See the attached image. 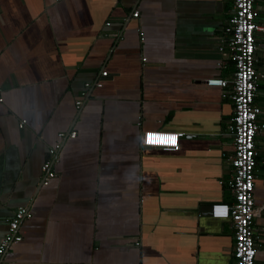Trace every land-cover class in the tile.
<instances>
[{
  "label": "crops",
  "instance_id": "obj_1",
  "mask_svg": "<svg viewBox=\"0 0 264 264\" xmlns=\"http://www.w3.org/2000/svg\"><path fill=\"white\" fill-rule=\"evenodd\" d=\"M254 7L264 73V0ZM232 11V0H0V238L14 209L30 213L0 264H233L232 230L205 208L232 201ZM253 99L264 108V79ZM144 130L180 132L178 148L141 146ZM255 148L264 264V137Z\"/></svg>",
  "mask_w": 264,
  "mask_h": 264
},
{
  "label": "built area",
  "instance_id": "obj_2",
  "mask_svg": "<svg viewBox=\"0 0 264 264\" xmlns=\"http://www.w3.org/2000/svg\"><path fill=\"white\" fill-rule=\"evenodd\" d=\"M255 0H232V14L223 27V33L229 48L226 60L232 65L231 92L232 114L226 126L227 133L232 138V153L227 157L231 166L230 177L225 184L232 196L231 202L217 201L209 204L208 215L215 220L227 221L232 230L233 244L231 256L233 264H255V255L259 247V236L253 227L254 203L253 188L256 163L255 137H264V108L254 103V94L258 82L264 79V73L255 67V32L263 29L259 12L254 7ZM137 12H133L136 16ZM221 50V48H219ZM223 59V58H222ZM222 64V60L219 61ZM105 70L99 75L105 76ZM227 80L223 77H211L205 81L208 86L225 88ZM84 88L90 86L85 82ZM93 86H101L94 80ZM85 91L80 95L84 96ZM81 99L75 100V107L81 104ZM1 101V97H0ZM24 120L18 123L22 127ZM70 137L74 131L68 132ZM62 132L57 133L61 138ZM180 132L166 130H144L140 134L139 144L143 147L174 151L178 148ZM151 139V142H149ZM59 143L48 147V157L42 162L40 170L42 183L46 184L55 175L53 165L58 161ZM29 210L18 206L7 220V229L0 238V261L6 247L21 239L17 233L20 222L29 216Z\"/></svg>",
  "mask_w": 264,
  "mask_h": 264
},
{
  "label": "flooded vegetation",
  "instance_id": "obj_3",
  "mask_svg": "<svg viewBox=\"0 0 264 264\" xmlns=\"http://www.w3.org/2000/svg\"><path fill=\"white\" fill-rule=\"evenodd\" d=\"M253 203H254V200H253ZM262 208H263V206H262V207H259V206L254 205L253 224H254V220L257 218V215L260 213V210H261ZM254 231H255V233L257 234L256 228H254Z\"/></svg>",
  "mask_w": 264,
  "mask_h": 264
},
{
  "label": "water",
  "instance_id": "obj_4",
  "mask_svg": "<svg viewBox=\"0 0 264 264\" xmlns=\"http://www.w3.org/2000/svg\"><path fill=\"white\" fill-rule=\"evenodd\" d=\"M206 208V210L208 211V209H209V204L205 207ZM209 214V213H208Z\"/></svg>",
  "mask_w": 264,
  "mask_h": 264
},
{
  "label": "snow or ice",
  "instance_id": "obj_5",
  "mask_svg": "<svg viewBox=\"0 0 264 264\" xmlns=\"http://www.w3.org/2000/svg\"><path fill=\"white\" fill-rule=\"evenodd\" d=\"M149 142H151V139H150V141Z\"/></svg>",
  "mask_w": 264,
  "mask_h": 264
}]
</instances>
